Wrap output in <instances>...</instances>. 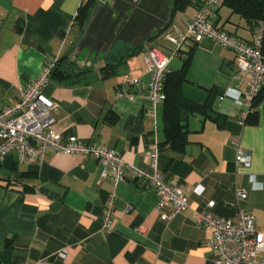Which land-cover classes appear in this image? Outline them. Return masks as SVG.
Listing matches in <instances>:
<instances>
[{
  "label": "crops",
  "instance_id": "1",
  "mask_svg": "<svg viewBox=\"0 0 264 264\" xmlns=\"http://www.w3.org/2000/svg\"><path fill=\"white\" fill-rule=\"evenodd\" d=\"M85 2L0 0V109L21 97L46 62L66 60L73 78L51 77L45 90L56 103V130L65 138L76 136L114 149L147 175L153 173L148 153L158 147L164 181L179 184L188 195V208L162 221L155 189L132 173L114 187L101 179V164L92 157L50 153L42 166H36L20 163L11 154L0 164V264L42 259L53 264H212V231L197 226L196 211L237 219L240 207L264 231V100L258 107L259 123L241 125L243 114L250 111L246 94L251 76L239 73L234 54L214 41H186L170 70H180L193 52L183 96L205 103L215 91L212 108L222 118L184 114L188 143L180 150L162 145L164 102L154 104L148 98L151 74L145 56L157 49L172 57L176 46L166 36L176 35V29L185 33L196 7L176 12L168 27L154 30L144 43L134 47L118 41L96 57L87 49L97 48L95 30L86 35L91 15L84 26L75 20ZM113 2L97 0L96 6ZM171 4L172 0L170 9ZM213 22L247 43L256 39L260 28L226 5ZM83 38L87 43L76 52ZM108 64L116 67L103 76L100 71ZM127 75L140 83L124 87ZM117 88L131 92L133 99L116 98ZM232 141L251 155L249 168L236 164ZM239 191L246 197L240 199ZM112 193L113 230L106 233L103 213Z\"/></svg>",
  "mask_w": 264,
  "mask_h": 264
},
{
  "label": "built area",
  "instance_id": "2",
  "mask_svg": "<svg viewBox=\"0 0 264 264\" xmlns=\"http://www.w3.org/2000/svg\"><path fill=\"white\" fill-rule=\"evenodd\" d=\"M105 2L106 0H98ZM226 0H192L196 7L195 17L190 21L185 33L176 29V35L168 34L166 39L176 46L174 55L167 56L157 49H150L145 62L151 74L147 88L148 98L158 104L167 98L165 92L166 77L170 72V64L174 56L179 55L181 46L189 40L196 43L210 39L220 47L231 51L235 56L236 69L239 73L250 75L247 90V108L250 109L254 98L264 85V57L262 46L264 26L261 25L256 39L247 43L236 36L215 26L213 18L216 12L225 5ZM54 62H46L38 75L20 98L9 106L0 109V161L14 154L20 163L42 166L48 154L58 153L69 156L92 157L101 164V179L110 180L114 187L127 179L132 173L143 180L148 188L156 190L159 196L157 211L161 220L169 222L185 212L188 208V195L177 183L169 184L159 170V148L148 153L153 173L145 174L136 166L125 162L120 154L97 142H85L76 136L65 138L55 128L57 107L54 100L45 94L51 81ZM140 83L138 78L127 75L124 87ZM116 98L132 100L134 95L126 89H116ZM155 118V112L152 111ZM249 112H245L240 120L244 125ZM231 144L236 147V164L249 168L252 164L250 154L240 148L237 141ZM238 197H246L244 191ZM115 193H112L105 205L102 229L106 233L113 230ZM214 202L208 204L209 208ZM130 208H128V211ZM237 219H219L207 211H196V224L199 228L210 229L212 237L208 245L214 251L212 264H264V231L258 230L254 217L238 207ZM24 264H53L48 260H38Z\"/></svg>",
  "mask_w": 264,
  "mask_h": 264
},
{
  "label": "trees",
  "instance_id": "3",
  "mask_svg": "<svg viewBox=\"0 0 264 264\" xmlns=\"http://www.w3.org/2000/svg\"><path fill=\"white\" fill-rule=\"evenodd\" d=\"M97 0H86L84 5L79 9L76 16V22L84 26L91 15V11L96 7ZM225 5L234 13L239 14L249 21H254L259 26H264V0H226ZM192 6V0H172L170 22L174 14L183 11L187 7ZM170 22L168 26L170 25ZM167 26V27H168ZM264 57V40L262 46ZM193 52H190L187 59L184 60L182 68L177 71H171L166 77L165 92L167 95L164 101L163 123L166 141L162 144L169 145L173 150H180L188 143L187 125L184 123V114H202L205 118L218 121L222 117L212 108V100L216 93L211 91L208 100L205 103L192 101L183 96L182 87L187 80V69L190 65ZM116 65L108 64L101 69L103 76H109ZM79 76V75H78ZM77 76V77H78ZM52 78L60 81L72 79V74L66 69V60L60 59L51 75ZM264 100V85L260 89L258 95L254 98L252 106L246 118V124L257 125L259 123L258 107ZM2 162L0 161V164Z\"/></svg>",
  "mask_w": 264,
  "mask_h": 264
},
{
  "label": "water",
  "instance_id": "4",
  "mask_svg": "<svg viewBox=\"0 0 264 264\" xmlns=\"http://www.w3.org/2000/svg\"><path fill=\"white\" fill-rule=\"evenodd\" d=\"M113 1L108 6H96L86 26V35L95 30L97 48L87 49L90 54L95 52L96 57L108 52L118 41H128L136 47L147 41L154 30L162 31L170 22V0ZM86 43L83 38L76 52Z\"/></svg>",
  "mask_w": 264,
  "mask_h": 264
},
{
  "label": "rangeland",
  "instance_id": "5",
  "mask_svg": "<svg viewBox=\"0 0 264 264\" xmlns=\"http://www.w3.org/2000/svg\"><path fill=\"white\" fill-rule=\"evenodd\" d=\"M165 49L167 50V49H171V48H165Z\"/></svg>",
  "mask_w": 264,
  "mask_h": 264
}]
</instances>
